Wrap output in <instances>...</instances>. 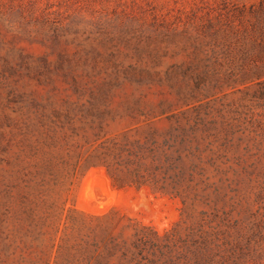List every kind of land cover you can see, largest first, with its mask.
<instances>
[{
	"label": "rangeland",
	"instance_id": "rangeland-1",
	"mask_svg": "<svg viewBox=\"0 0 264 264\" xmlns=\"http://www.w3.org/2000/svg\"><path fill=\"white\" fill-rule=\"evenodd\" d=\"M0 264H264V0H0Z\"/></svg>",
	"mask_w": 264,
	"mask_h": 264
}]
</instances>
